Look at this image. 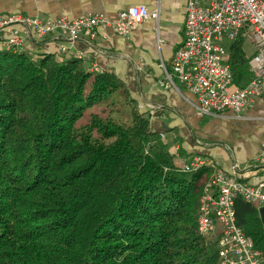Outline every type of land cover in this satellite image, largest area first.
Wrapping results in <instances>:
<instances>
[{
    "label": "trees",
    "instance_id": "1",
    "mask_svg": "<svg viewBox=\"0 0 264 264\" xmlns=\"http://www.w3.org/2000/svg\"><path fill=\"white\" fill-rule=\"evenodd\" d=\"M246 34L224 43L237 89L252 79ZM171 148L113 74L0 51V264H219L217 236L196 227L210 168L183 172ZM234 210L264 256L257 208Z\"/></svg>",
    "mask_w": 264,
    "mask_h": 264
},
{
    "label": "built area",
    "instance_id": "2",
    "mask_svg": "<svg viewBox=\"0 0 264 264\" xmlns=\"http://www.w3.org/2000/svg\"><path fill=\"white\" fill-rule=\"evenodd\" d=\"M157 17V12H149L144 5L119 11L115 21L102 15L42 19L0 13V51H26L31 41L47 38L74 42L84 34L95 37L99 30L126 38L134 26ZM243 30L255 49L248 62L252 79L243 88L234 89L224 43ZM64 53L61 48L60 54ZM161 68L164 76L159 86L177 89L175 79L195 98L198 118L220 117L228 111L239 115L264 93V0H185L183 43L175 51L169 70L164 65ZM142 108L138 105V110ZM146 108L151 116L154 107ZM205 167L211 174L198 202L197 232L202 237L217 236L219 264H263L262 252L236 223L234 202L240 198L257 209L263 208L264 180L245 183L237 165L233 164L227 174L199 155L186 159L181 170L192 172Z\"/></svg>",
    "mask_w": 264,
    "mask_h": 264
},
{
    "label": "crops",
    "instance_id": "3",
    "mask_svg": "<svg viewBox=\"0 0 264 264\" xmlns=\"http://www.w3.org/2000/svg\"><path fill=\"white\" fill-rule=\"evenodd\" d=\"M134 5H144L149 12H157L158 17L134 26L126 38L99 30L95 37L84 34L74 42L58 38L34 40L27 50L52 54L58 59L76 57L90 71L113 74L124 83L137 105L154 107L148 115L151 131L162 134L168 143L173 141L174 152L181 149L178 153L186 159L193 153L202 156L227 174L235 164L241 179L248 184L264 180V93L239 115L228 111L215 117L235 121L234 128L221 131L230 135L223 138L221 150L205 138L209 132L201 134L197 125L193 136L188 128V116L192 110L195 114V98L181 85H176L177 89L159 86L164 76L161 65L169 70L172 57L184 40L185 0H0V13H23L42 19L102 15L115 21L119 11ZM61 48L65 49L64 54H60ZM185 160L178 159L175 165L181 168ZM207 173L211 174V170ZM261 209H257L259 216Z\"/></svg>",
    "mask_w": 264,
    "mask_h": 264
},
{
    "label": "rangeland",
    "instance_id": "4",
    "mask_svg": "<svg viewBox=\"0 0 264 264\" xmlns=\"http://www.w3.org/2000/svg\"><path fill=\"white\" fill-rule=\"evenodd\" d=\"M246 44H247V41H246ZM174 82L178 85V87H181L177 83V81L175 79H174ZM134 98H136V97H134ZM116 99L119 101L118 103H121L122 104V101L123 100L121 98H118L117 96L110 97V101H115ZM110 101L109 102H106V101L101 102V103L95 105L94 107H92L91 109H88L87 111H85V113L83 115V118L81 119L80 123L81 124L85 123L86 120H87V118H88V116L91 113H97V112H99V110L100 111H103L104 109H111V107L107 108V105L110 104ZM123 107H124L123 108V111L127 112V110L129 108L128 107L126 108L125 106H123ZM143 107L144 108H142L139 111L141 113H147L146 112L147 108L145 107V105H143ZM112 109H114V108H112ZM188 117L189 118H188V120L186 122L188 123V128H190V131L193 134V136H194V126H197L198 125L199 128L201 129V131H200L201 134L204 135V134H207L209 132L207 134V137H205V138L211 139L212 147H215L216 146L217 148H220L221 150L223 149L222 148L223 138H225V135H226V137H229L230 136L229 134H224L221 131H223L227 127H231V129H232V128H234L233 124H235V121H233V120H225V119H220V118H215V117L203 118V119H200L199 120V118H197V116H196V113L194 114V110H192L191 114ZM204 127H206L209 130H207ZM210 127L211 128H215V130L214 131H211L210 130ZM169 143L172 146L171 151H172V157L174 159V163H176V160H178V159L184 161L186 159V156L183 157L182 155H180L178 153V152H182V150L179 149V151H175L174 152V149H173V141H170ZM183 153H185V152L183 151ZM192 156H194V153H193ZM206 176H207V178H206ZM209 176H210L209 173H205L204 174V176L201 179V181H202L201 182V185H204V184L207 183Z\"/></svg>",
    "mask_w": 264,
    "mask_h": 264
},
{
    "label": "water",
    "instance_id": "5",
    "mask_svg": "<svg viewBox=\"0 0 264 264\" xmlns=\"http://www.w3.org/2000/svg\"><path fill=\"white\" fill-rule=\"evenodd\" d=\"M260 219H261L262 225L264 226V207L260 210Z\"/></svg>",
    "mask_w": 264,
    "mask_h": 264
}]
</instances>
